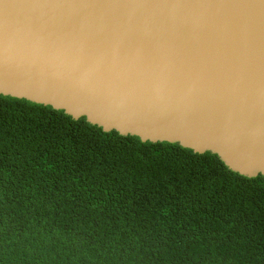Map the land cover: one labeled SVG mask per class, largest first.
<instances>
[{
    "label": "water",
    "instance_id": "obj_1",
    "mask_svg": "<svg viewBox=\"0 0 264 264\" xmlns=\"http://www.w3.org/2000/svg\"><path fill=\"white\" fill-rule=\"evenodd\" d=\"M0 94L264 176V0H0Z\"/></svg>",
    "mask_w": 264,
    "mask_h": 264
},
{
    "label": "trees",
    "instance_id": "obj_2",
    "mask_svg": "<svg viewBox=\"0 0 264 264\" xmlns=\"http://www.w3.org/2000/svg\"><path fill=\"white\" fill-rule=\"evenodd\" d=\"M0 264H264V176L0 94Z\"/></svg>",
    "mask_w": 264,
    "mask_h": 264
}]
</instances>
